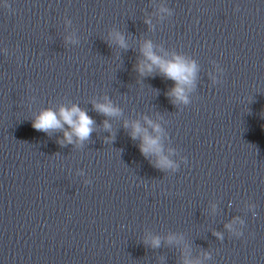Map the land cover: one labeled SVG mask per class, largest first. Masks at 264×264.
Wrapping results in <instances>:
<instances>
[{"label":"clouds","instance_id":"clouds-1","mask_svg":"<svg viewBox=\"0 0 264 264\" xmlns=\"http://www.w3.org/2000/svg\"><path fill=\"white\" fill-rule=\"evenodd\" d=\"M5 7L9 6L5 5ZM161 11H167V9L162 8ZM145 23L151 24V21L146 20ZM110 37L120 48L128 49V44L122 33L114 31L110 34ZM140 53L143 59L139 60L135 65V71L142 77L153 75L158 71V74L174 82V86L168 92L172 103L174 105L180 103L188 104V92L194 86L197 74L195 62L189 61L177 54H173L171 59H165L156 53L154 45L150 40L143 42L140 47ZM92 104L94 111L108 118H117L123 114L122 109L113 104L108 97L104 98V102L93 101ZM144 121L156 135H152L148 128L142 126L138 120L131 122L125 120L123 127L130 129L129 135L133 140H140L139 150L146 158L149 155L157 157L154 167L162 171L174 168L173 162L163 154V147L160 142V133L162 132L160 125L154 123L147 116L144 117ZM32 127L48 135L61 131L63 132V138L57 141L61 146L76 144L81 147L86 141L90 140L92 133L96 130L93 118L89 116L85 109L75 104L71 107L62 105L58 110L48 108L40 111L32 120ZM103 128L111 133L112 125L108 119L103 121ZM114 138L115 134L112 133L110 137L106 138V142ZM226 227L231 228V225H227ZM216 235L219 234L217 233ZM238 235L240 234L238 233ZM143 242L152 248H159L161 246V238L155 235L146 236ZM173 242H178V238L175 235H169L167 243L172 244ZM183 264H193V262L185 259Z\"/></svg>","mask_w":264,"mask_h":264}]
</instances>
